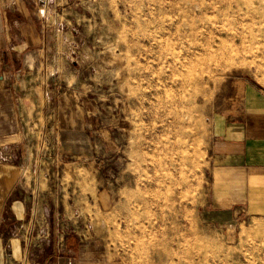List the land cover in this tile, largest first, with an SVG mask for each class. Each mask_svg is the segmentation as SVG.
<instances>
[{
    "label": "rangeland",
    "instance_id": "rangeland-1",
    "mask_svg": "<svg viewBox=\"0 0 264 264\" xmlns=\"http://www.w3.org/2000/svg\"><path fill=\"white\" fill-rule=\"evenodd\" d=\"M31 1L47 46L46 70L31 77L58 101L35 98L45 114L28 119L29 141L39 145L24 153L53 162L50 192L65 185L73 207L56 220L52 264H75L71 236L96 254L84 264H264L262 208L229 197L240 182L210 162L224 118L240 120L264 98V0ZM58 114L59 127L82 114L87 151H63ZM67 162L82 164L67 165L61 183ZM44 185L32 192L46 195ZM44 200L51 231L40 264L53 236Z\"/></svg>",
    "mask_w": 264,
    "mask_h": 264
},
{
    "label": "crops",
    "instance_id": "crops-1",
    "mask_svg": "<svg viewBox=\"0 0 264 264\" xmlns=\"http://www.w3.org/2000/svg\"><path fill=\"white\" fill-rule=\"evenodd\" d=\"M34 8L31 0H0V146L15 151V162H0V264H11L22 256V243L12 233L29 216L32 191L36 188L41 190V185L45 184L43 190L47 194L43 195L49 202L53 236L44 252L46 258L43 257V264L53 263L52 253L61 239L57 218L71 215L73 208L72 204L67 208L65 185H61V192L60 188L55 193L50 192L55 188L49 173L50 168L55 167L53 162H30L32 155L24 153L33 151V147L38 149L39 145V142L33 144L29 141L35 132L34 124L28 119L33 118L34 114L41 117L44 112H35V98L39 99L37 103L45 104L51 94L54 97L52 101H58L55 99L58 96L54 90H49L47 83L40 80L38 84H33L31 77L34 68L38 75L47 68V46L43 42V31L38 29ZM33 88L34 94L31 91ZM62 117L60 121L57 115L55 126L63 151L74 155L87 151L89 138L82 114L75 115L69 125L59 127L65 121V117ZM45 119H48L46 115ZM46 126L43 122L40 127L42 134H46ZM25 136L31 148L25 145ZM16 151H21L20 161L23 158V162L16 160ZM210 162L218 165L222 170L220 174L229 178L227 180L240 182L238 189L229 197L236 198L242 192L251 207H261L264 212V98L252 102L240 120L227 121L224 118L222 129L214 134ZM69 164L74 171L82 163H65L60 170L61 183ZM74 181H69V184L73 185ZM71 194L73 196V191ZM66 242L67 247L73 250L75 264H84L87 257L96 258V254L87 253L79 246L75 236L68 237Z\"/></svg>",
    "mask_w": 264,
    "mask_h": 264
},
{
    "label": "built area",
    "instance_id": "built-area-1",
    "mask_svg": "<svg viewBox=\"0 0 264 264\" xmlns=\"http://www.w3.org/2000/svg\"><path fill=\"white\" fill-rule=\"evenodd\" d=\"M13 157L12 150L0 146V162H10ZM45 204L44 195L34 192L28 218L22 221L12 233L20 239L23 251L22 256L11 264H40L39 253L48 243L51 231Z\"/></svg>",
    "mask_w": 264,
    "mask_h": 264
},
{
    "label": "bare ground",
    "instance_id": "bare-ground-1",
    "mask_svg": "<svg viewBox=\"0 0 264 264\" xmlns=\"http://www.w3.org/2000/svg\"><path fill=\"white\" fill-rule=\"evenodd\" d=\"M215 2H217V3H221V0H214ZM205 6V5H204ZM220 6V5H219ZM207 7H204V8H202L201 10H200V12L199 13H202L203 11L206 13L207 11H208V9H206ZM214 8V7H213ZM216 12H218V10H216ZM209 13H211V12H209ZM220 13V12H219ZM218 13V14H219ZM195 14H196V12H195ZM260 14V13H259ZM198 15V14H197ZM197 15H196V17H197ZM203 15V14H202ZM201 15V16H202ZM262 16V15H261ZM203 18V17H202ZM201 18V19H202ZM186 19V18H185ZM220 20V19H219ZM190 21V20H189ZM188 21V22H189ZM198 21V20H197ZM211 22V21H210ZM235 22V21H234ZM236 23V22H235ZM180 24V23H179ZM189 24V23H188ZM182 28V27H181ZM185 29V28H184ZM186 30V29H185ZM189 31V30H188ZM191 31V30H190ZM214 32V31H213ZM195 34V33H194ZM213 34V33H212ZM180 35V34H179ZM188 35V34H187ZM224 35V34H223ZM228 35H229V33H228ZM185 36V35H184ZM192 36V35H191ZM191 36H190V39H191ZM207 36V35H206ZM199 37V36H198ZM214 38H216V37H214ZM223 38H225L224 36H223ZM236 40H237V38H236ZM191 42H192V40H191ZM214 42V41H213ZM217 43V42H216ZM237 43V42H236ZM201 47V46H200ZM198 48V47H197ZM197 53V52H196ZM213 54V53H212ZM212 54H210V55H212ZM193 57V56H192ZM212 58V57H211ZM175 163V162H174ZM173 165V164H172ZM179 165V164H178ZM176 170V169H175ZM174 172H176V171H174ZM182 177V176H181ZM183 178H185V177H183ZM181 180V179H180ZM181 181H183V179L181 180ZM185 181V180H184ZM187 181V180H186ZM187 183V182H186ZM187 186H188V183H187Z\"/></svg>",
    "mask_w": 264,
    "mask_h": 264
}]
</instances>
